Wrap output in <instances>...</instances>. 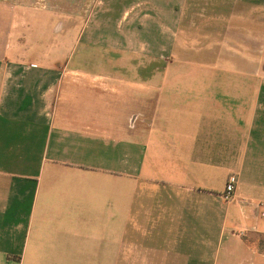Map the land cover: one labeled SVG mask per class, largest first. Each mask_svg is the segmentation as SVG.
<instances>
[{
    "label": "crops",
    "instance_id": "crops-1",
    "mask_svg": "<svg viewBox=\"0 0 264 264\" xmlns=\"http://www.w3.org/2000/svg\"><path fill=\"white\" fill-rule=\"evenodd\" d=\"M37 11L160 57L63 70ZM0 264H264V0H0Z\"/></svg>",
    "mask_w": 264,
    "mask_h": 264
},
{
    "label": "rangeland",
    "instance_id": "rangeland-1",
    "mask_svg": "<svg viewBox=\"0 0 264 264\" xmlns=\"http://www.w3.org/2000/svg\"><path fill=\"white\" fill-rule=\"evenodd\" d=\"M90 5V9H92V3H90ZM49 14L47 13V15ZM35 17L36 18L32 20L37 28L43 26L47 30L53 29L58 31L55 28L60 27V22H62L63 27L66 28L62 34H60L62 38L60 43H55L57 42L56 31L41 36L37 34L38 41H43L44 45H47L48 48L44 47V45H40L35 51L34 56H32L39 59L43 52H46L44 53L45 55L51 53L52 57L60 58L63 64L69 63L67 66L62 67L63 70L79 69V72L84 71L90 72L91 74H116L118 79H126L140 73L141 68L144 67L149 60L160 57L156 51L150 50L146 45V48H143L141 43L146 42L144 40L142 41L139 29H134L133 32H130L124 27L125 22H122L119 28H116L115 25L109 28V31H119V33L115 32L100 35L94 33V26L98 24L99 19L92 17L91 14L85 17H61L55 14L51 15V17H43V14L37 11ZM136 20V25H140L141 19ZM129 21L131 20L129 19ZM108 24L109 23H107V25ZM166 36L171 37V35ZM120 37H124L125 40H120ZM79 38L80 43H78ZM51 39L54 44L49 43ZM58 44H61L59 45L61 46L60 50H57ZM74 44L75 47H73ZM159 53H163L166 61L171 58L172 54L170 51H159ZM143 73H145V71H143ZM85 77L87 83V74ZM84 101V107L89 108L93 106L95 109L99 107L101 111H103L104 108L108 110L110 105L113 106L112 101H109L108 94L99 93L96 94L93 99L86 98ZM122 104H124V102H122ZM135 109L134 107L132 110Z\"/></svg>",
    "mask_w": 264,
    "mask_h": 264
},
{
    "label": "built area",
    "instance_id": "built-area-1",
    "mask_svg": "<svg viewBox=\"0 0 264 264\" xmlns=\"http://www.w3.org/2000/svg\"><path fill=\"white\" fill-rule=\"evenodd\" d=\"M238 188V175L235 173H232L229 175L226 187L224 191V198L227 201H232L236 198V192Z\"/></svg>",
    "mask_w": 264,
    "mask_h": 264
}]
</instances>
